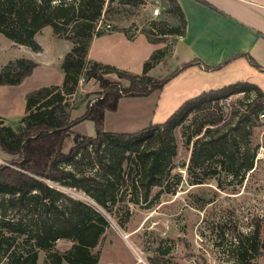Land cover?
Returning <instances> with one entry per match:
<instances>
[{
	"label": "trees",
	"instance_id": "1",
	"mask_svg": "<svg viewBox=\"0 0 264 264\" xmlns=\"http://www.w3.org/2000/svg\"><path fill=\"white\" fill-rule=\"evenodd\" d=\"M56 1L59 3L54 4ZM113 1L80 0L75 5L63 0H0V35L13 44L38 52L40 47L35 37L43 28L50 27L53 37L73 45L60 63L63 75L60 86L41 87L28 93L25 114L16 123L8 124L0 117V149L16 156L0 164V196L10 195L14 205L34 207L32 216L35 222L31 225L8 221L2 213L1 235L8 234L7 238L12 241L21 239L36 249L29 259L14 264H37L38 252L47 254L48 264L98 263V257L91 251L104 236L108 222L100 212L80 200L68 199V203H58L59 193L47 183L73 180L74 175L62 165L70 164L82 151L98 156L101 148L106 146L111 162L103 164L107 176L120 170L124 163L132 165L135 174L131 184L134 189L142 190L141 196L146 202L152 188L164 185L163 170L176 156L172 130L182 126L190 116L202 117L187 140L189 145L195 138L189 163L183 168L191 185H202L222 171L238 176L242 145L250 136L247 123L256 121L264 113V91L249 82H235L203 91L184 101L163 123L150 124L133 133L105 131V112H115L120 99L148 97L194 64L204 70L216 71L230 60L245 56L236 55L215 67L205 66L195 59L160 80L151 78L148 73L161 62L162 50L150 55L143 65L142 76L89 61L87 54L91 42L102 34L96 29V23L110 13ZM128 4V0L117 1V6ZM163 4V13L172 14L176 26L161 31L154 39L150 29H144V35L153 44L162 43L167 36L185 35L186 19L177 0H163ZM248 61L251 66L260 68L251 57ZM35 67L36 63L25 58L9 62L0 71V86L20 84ZM108 74L125 80L128 85L123 87L118 82L107 81L104 76ZM92 79L98 83L100 92L86 103L81 116L72 119L73 108L68 97L75 94L80 81L87 83ZM240 94L246 98L253 94V97L238 116L231 110L227 117H223L224 109L229 105L225 100ZM84 121L93 123L94 136L73 132L72 128ZM68 138L72 145L65 152L64 142ZM240 166L243 171H249L253 163L245 159ZM99 197L96 200L106 208L110 198L104 192H100ZM60 239L72 242L71 248L62 254L53 251L54 244ZM259 239V231L254 230L249 236L238 237L237 242L246 247V252L259 254Z\"/></svg>",
	"mask_w": 264,
	"mask_h": 264
},
{
	"label": "rangeland",
	"instance_id": "2",
	"mask_svg": "<svg viewBox=\"0 0 264 264\" xmlns=\"http://www.w3.org/2000/svg\"><path fill=\"white\" fill-rule=\"evenodd\" d=\"M79 1L63 0L66 4L75 5ZM117 1H113L110 13L96 23V29L102 34L93 43L91 54L94 59L106 56L117 71L142 76L144 63L157 49L143 30L150 29L151 38L154 39L161 31L176 26V23L172 14L163 13V0H128L130 4L124 6H117ZM58 3L56 1L54 4ZM155 8L160 11L156 17L152 16ZM107 25L110 28H106ZM46 29L47 33L51 31L50 27ZM47 33L39 39L44 48L43 56L50 55L55 61L66 52L64 43H68L49 37ZM176 39L167 36L159 43V50L164 52V57L148 76L160 80L183 66V51L177 46L175 53L173 48ZM28 57H33L29 49L18 47L0 35V71L9 62ZM249 69L240 77L242 81L236 80L227 85L249 82L264 91V68ZM230 75L229 70L211 72L210 76L183 74L162 94L163 89L154 91L147 98H122L118 102V112L107 111L105 128L119 133H133L150 124L163 123L170 115L163 113L165 106L176 102L178 95L185 96L196 89H188L189 82L192 81L191 85L198 83L203 86L206 81V84L213 86L207 90L218 89L225 85L218 87L217 81L229 80ZM104 78L109 82H118L123 87L128 85L114 74L105 75ZM90 81H80L75 94L68 97L74 110L72 119L81 116L86 103L100 92L98 83L94 79ZM200 93L191 95V98ZM252 97L253 94L248 98L240 94L229 98L223 117H227L231 110L238 116ZM201 117L192 115L182 126L172 130L176 156L163 170L164 185L152 188L146 202L142 199V190L134 189L131 184L135 174L132 165L124 163L120 170H114V174L107 176L103 165L110 162L106 146L101 148L98 156L82 151L70 164L62 165L64 170L74 175L73 180L65 183L47 182L59 193L58 203H68V199L80 200L100 212L108 222L109 227L104 236L91 251L98 257L97 264H264V113L256 121L247 123L250 136L242 145L243 157L237 165V177L222 171L202 185H191L183 166L189 163L195 138L189 145L187 140L193 135ZM72 130L94 136V126L90 121H84ZM71 145V139H66L64 151L67 152ZM245 159L253 163L249 171L241 169L240 165ZM100 192L110 198L111 202L107 203L106 208L96 200ZM12 200L10 195L0 196V221L2 213H5L8 221H22L25 225L34 223V207L14 205ZM254 230L260 234L259 254L246 252V247L237 242L238 237L249 236ZM1 233L0 229V264H14L29 259L36 250L21 239L12 241L7 238L8 234L3 237ZM71 246L70 240L60 239L54 244L53 251L62 254ZM48 263L47 254L38 252L37 264Z\"/></svg>",
	"mask_w": 264,
	"mask_h": 264
},
{
	"label": "crops",
	"instance_id": "3",
	"mask_svg": "<svg viewBox=\"0 0 264 264\" xmlns=\"http://www.w3.org/2000/svg\"><path fill=\"white\" fill-rule=\"evenodd\" d=\"M177 2L186 19V31L183 37H177L173 48L175 50L179 46L183 51L185 56L183 65L197 59L205 66L215 67L236 55L245 54V56L230 60L225 66L216 71L204 70L202 66L194 64L171 79L163 87L161 94L183 74L191 75L196 73L201 76H210L211 72H226L229 70L232 74L230 75L231 78L229 80L219 79L217 81L218 87L226 86L236 80L242 81L243 78L240 77L244 75V72L247 73V70H250L249 67L255 70L260 69L251 66L248 57H251L258 66L264 68V0H177ZM45 33H47L46 27L35 37V42L40 47L38 52H33L24 46H18L27 48L32 53L33 57L25 58L36 63V67L31 74L18 85L0 86V117L7 122H15L24 116L25 96L28 93L41 87L60 86L63 81V75L59 72L60 63L73 45L63 40L68 43V45L64 43V51L66 52L63 55L60 54L54 61L50 55L43 56L44 48L40 44L39 39ZM47 36L53 37L52 32L49 31ZM96 39L97 37L91 42L87 60L113 67L112 65L114 64H111L112 62L106 56L94 59L91 54V48ZM154 45L157 46L156 50L160 49L159 44ZM191 82H189L188 89L196 88L194 92L185 96L178 95V100L167 104L165 109H163V113L171 115V112L176 110L180 103L190 99L191 95L203 92L202 90L207 91V89L213 87L211 84H206V81L203 82V86H199L198 83L191 85ZM187 97L190 98L186 99ZM157 108L158 105L155 109ZM154 111L153 115L156 113V110ZM116 112H118V107ZM73 113L74 110L71 113V118ZM107 113L104 115L105 131L119 133L105 128ZM15 158L16 156L5 153L0 149V164L7 163Z\"/></svg>",
	"mask_w": 264,
	"mask_h": 264
},
{
	"label": "built area",
	"instance_id": "4",
	"mask_svg": "<svg viewBox=\"0 0 264 264\" xmlns=\"http://www.w3.org/2000/svg\"><path fill=\"white\" fill-rule=\"evenodd\" d=\"M159 14H160L159 9L155 8V9L152 10V16L156 17V16H158ZM106 28H110V26L107 25ZM97 30H98V29H97ZM227 101H228V99L225 100V103H229V102H227Z\"/></svg>",
	"mask_w": 264,
	"mask_h": 264
}]
</instances>
